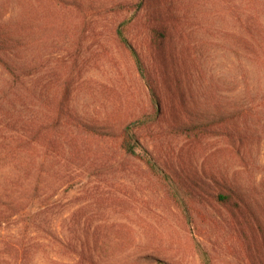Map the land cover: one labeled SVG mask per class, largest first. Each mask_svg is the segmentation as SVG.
I'll return each mask as SVG.
<instances>
[{"label":"rangeland","instance_id":"rangeland-1","mask_svg":"<svg viewBox=\"0 0 264 264\" xmlns=\"http://www.w3.org/2000/svg\"><path fill=\"white\" fill-rule=\"evenodd\" d=\"M89 1L25 10L24 39L10 55L27 65L24 84L0 92V208H19L3 215L0 252L8 241L25 248L24 264H245L227 210L197 201L183 177L222 175L264 203V69L233 36L238 14L262 0H176L186 19L168 50L176 79L158 85L159 115L137 63L152 72L160 62L142 11ZM1 16L20 17L11 6ZM66 78L68 115L53 126L51 98ZM7 79L0 67V86ZM222 114L241 129L234 145L175 126L215 128ZM122 126L159 173L121 150Z\"/></svg>","mask_w":264,"mask_h":264},{"label":"trees","instance_id":"trees-1","mask_svg":"<svg viewBox=\"0 0 264 264\" xmlns=\"http://www.w3.org/2000/svg\"><path fill=\"white\" fill-rule=\"evenodd\" d=\"M256 1V0H254ZM176 0H122L117 4L119 10H138L142 11V22L147 28L151 58L159 60L158 66H155L152 72L144 64H140L144 79L148 85L149 91L156 101V114L159 115L162 110L161 94L158 92L161 80L169 86L171 78L168 69V56L170 47L179 34V25L186 19L184 14L175 3ZM89 0H0V18L6 14L8 7H16L19 11V18L15 19L14 24L8 18L0 20V67L8 75V79L0 86V92L6 93L9 88L15 87V84H24L23 75L26 73L27 65L21 60L11 58L15 50L19 48L20 41L24 39L21 24L25 21V10L27 6L32 12L37 13L41 4H47L53 9L64 5H69L77 9ZM3 7H6L4 10ZM264 11V1L255 4L250 10L241 16L238 14V30L233 35L236 42V50H241L252 62L259 64L264 69V26L260 20V12ZM235 13H237L235 11ZM19 24V25H18ZM118 40L128 48L131 47L122 38L120 31H117ZM174 49V48H173ZM170 58V56H169ZM152 59V60H153ZM28 69V68H27ZM70 79L66 78L61 83V88L57 95H54L52 101V124L58 125L61 120L68 115V101L70 95ZM183 100H181L182 102ZM0 102V106H2ZM216 119L220 122L219 126L213 128V122L200 124L175 122V126L188 135L197 136L209 132H217L227 137L234 145L235 135H239L241 129L238 126H228L222 124L226 117L222 115ZM222 121V122H221ZM174 127V126H172ZM235 132V133H232ZM118 137L120 138L119 147L126 154L139 158L152 172H158L155 164L145 154L137 152V140L134 134L127 126L119 128ZM243 142V140H238ZM174 171V169H173ZM159 173V172H158ZM183 173V171H182ZM178 174V173H177ZM207 176V174H206ZM197 177V176H196ZM207 180L197 179L193 175L184 173L183 181L187 190L199 202L214 203L224 209L229 214L230 223L235 229L238 237L240 249L242 250V260L245 264H264V203L261 205L256 202L257 197L253 192L243 189L232 179L220 175L219 177L208 174ZM181 179V178H180ZM13 204H3L0 208V225L3 223V215L13 216L19 210L14 208ZM8 241L4 242L3 250L0 252V264H24L29 255L23 246L12 247ZM242 262V263H243Z\"/></svg>","mask_w":264,"mask_h":264}]
</instances>
